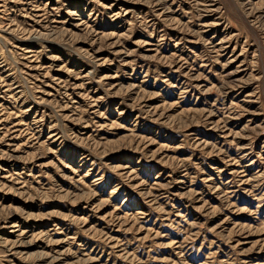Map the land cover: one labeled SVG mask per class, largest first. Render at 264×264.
Here are the masks:
<instances>
[{"label": "rangeland", "instance_id": "374dc122", "mask_svg": "<svg viewBox=\"0 0 264 264\" xmlns=\"http://www.w3.org/2000/svg\"><path fill=\"white\" fill-rule=\"evenodd\" d=\"M0 264H264V0H0Z\"/></svg>", "mask_w": 264, "mask_h": 264}]
</instances>
